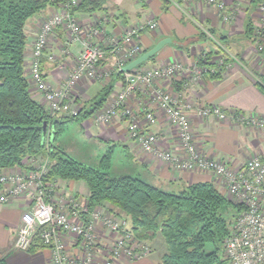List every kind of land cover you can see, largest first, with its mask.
<instances>
[{
  "label": "built area",
  "instance_id": "2783aa9c",
  "mask_svg": "<svg viewBox=\"0 0 264 264\" xmlns=\"http://www.w3.org/2000/svg\"><path fill=\"white\" fill-rule=\"evenodd\" d=\"M81 1H64L59 11L42 22L32 45L28 75L31 89L41 92L43 104L49 111L75 116L81 110L74 93L80 80H106L121 74L125 80L123 88L94 112L95 122L107 123L120 115L127 122L129 136L154 159L170 164L175 170L204 171L217 177L225 187L227 197L242 206L225 241L227 259L230 264H264V158L253 155L240 166L231 167L227 161L202 152L194 141L191 119L185 110V106L193 105L184 106L164 86L156 84L159 80H169L182 74L186 69L183 63L170 61L160 66L125 69L143 52L142 33L156 30L158 21L151 18L131 25L120 35H109L103 45L95 41L98 35L106 34L103 24L85 26L78 21L74 9ZM180 1H204L216 7L223 22L230 23L237 17L244 0H234L230 4L226 0ZM258 11L252 41L259 51L264 52V0H259ZM57 27L66 28L71 39L81 43V49L76 67L60 85L54 86L44 76L41 64L45 55L52 61L57 58L46 52ZM108 57H111V62H105ZM227 66L221 57L219 67L211 71H222ZM192 70L196 78L203 74V68L196 65ZM138 90L148 91L164 113L177 135L178 150L163 147L160 136L146 129L157 122L155 111L144 107L142 119L128 104V98ZM195 109L204 117L231 118L242 125L264 129V115L226 111L216 104L197 105ZM49 139L48 135L47 142ZM26 158L25 169L16 165L0 171V206L22 196L29 201L28 208L22 213L14 240L15 248L27 250L35 241H40L50 248L51 264H116L122 260L141 259L152 253L151 244L132 231L126 214L104 203L91 208L87 198L79 197L66 189L65 184H59V177L46 178L52 164L48 155Z\"/></svg>",
  "mask_w": 264,
  "mask_h": 264
},
{
  "label": "crops",
  "instance_id": "0c3cea01",
  "mask_svg": "<svg viewBox=\"0 0 264 264\" xmlns=\"http://www.w3.org/2000/svg\"><path fill=\"white\" fill-rule=\"evenodd\" d=\"M226 1L229 4L234 2ZM258 3L259 0H244L237 17L230 23L223 22L216 7L204 1L184 3L180 0H105L102 9L91 13L76 10L75 14L82 25L103 24L106 34L98 35L95 39L103 45L109 35H120L131 25L155 18L158 21V28L154 31H144L141 35L144 50L154 47L163 39L170 38L171 41L164 44L153 60L138 67L160 66L170 61L183 63L186 69L182 74L169 80H159L156 84L164 86L184 106L190 103L193 105L185 106V110L191 119L197 147L213 158L227 161L231 167H238L252 155L264 158V129L241 125L231 118L220 120L215 116L204 117L199 115L195 108L197 105L216 104L226 111L238 110L247 114L264 115V93L256 83L257 75L264 74V52L259 51L246 34L247 26L251 24L254 28L258 20ZM62 4L63 2L59 1L47 5L27 22L28 40L25 51L27 77L32 63V45L40 26L48 16L59 11ZM80 49L81 43L72 40L66 28H56L46 52L56 55L57 58L52 61L45 55L41 64L48 82L58 86L68 77L76 67ZM207 53H211L210 59H206ZM221 57L227 61L228 66L223 67L220 78H213L209 71L219 67ZM200 58L205 62L200 63ZM105 62H111V57ZM194 65L203 68L200 78L195 77L192 70ZM124 84L122 75H114L106 80L83 78L75 86L74 93L82 108L89 106L111 86L107 99L98 106L101 108L110 96L123 88ZM32 93L40 103H43L41 92L32 89ZM128 104L142 119L144 107L155 111L158 120L146 129L160 136L163 147L178 150L179 142L173 127L148 91L134 92L128 98ZM93 115L94 112L84 117L83 125L86 126L87 133L124 146V150L136 160L137 165L144 168L142 170L151 179L181 186L210 180L226 195L225 187L212 173L175 170L170 164L154 159L142 151L129 136L127 122L122 116L117 115L107 123L98 124ZM26 161L27 158L23 160L21 168L25 169ZM58 181L79 197L86 199L89 196V188L83 180L59 178ZM28 204L27 197L22 196L0 206V264H51L50 248L42 245L40 241H35L27 250L14 247L22 213L28 208ZM163 245L162 252L154 248L147 257L133 261L122 260L116 264H162L161 258L166 251V246L164 243Z\"/></svg>",
  "mask_w": 264,
  "mask_h": 264
},
{
  "label": "trees",
  "instance_id": "16d2710c",
  "mask_svg": "<svg viewBox=\"0 0 264 264\" xmlns=\"http://www.w3.org/2000/svg\"><path fill=\"white\" fill-rule=\"evenodd\" d=\"M59 1L66 0H0V171L21 165L28 156L46 153L52 159L46 178L85 181L91 208L108 202L112 209L128 216L138 238L146 241L163 238L166 251L162 264H230L225 255V241L242 206L228 198L215 183L193 182L179 190H167L141 175L112 176L109 170L115 144L104 148L95 165H88L53 145L51 139L47 142L53 129L55 137L69 120L95 112L111 90L108 87L102 96L82 107L79 114H60L59 118L58 113L49 111L33 96L25 64L27 22L47 5ZM104 4L105 0H82L74 10L91 13L102 9ZM253 32L249 24L246 34L251 39ZM210 55L207 53L206 59ZM199 62L205 61L200 58ZM209 72L213 78L222 76V71ZM257 78V86L264 93V74H258Z\"/></svg>",
  "mask_w": 264,
  "mask_h": 264
},
{
  "label": "rangeland",
  "instance_id": "374dc122",
  "mask_svg": "<svg viewBox=\"0 0 264 264\" xmlns=\"http://www.w3.org/2000/svg\"><path fill=\"white\" fill-rule=\"evenodd\" d=\"M60 116V114H57L56 118H59ZM84 120V117H77L69 120L68 122H66L65 127L61 131V133L56 134L55 137V133H53V131L55 130L53 129L51 135L52 137L50 138L51 143L55 146L61 147L67 154L88 165L96 164L97 158L104 152L103 150L105 146L108 147L110 144H115L116 146L112 159L113 164L109 170V173L112 176H119L122 174H130L135 176L141 175L144 180L156 184L157 186H160L167 190H179L180 188H182V186L178 184L160 183L154 179H151L150 176L142 170L144 168L139 164L137 165L136 160L132 158L127 151L124 150V146L116 144L114 142H107L106 140L100 139L97 136H90L86 131V126L83 125ZM38 155L47 156L46 153H41ZM50 162L52 163L51 158ZM104 204H107L110 208L112 207L108 202H105ZM115 211L119 212L118 209H115ZM233 212L234 211H231L229 215L230 217L233 216ZM129 223L131 225V222ZM147 242L151 244L153 249L156 248L161 250V252L163 251V249L161 248L162 246H164L163 238L159 237L154 241Z\"/></svg>",
  "mask_w": 264,
  "mask_h": 264
},
{
  "label": "water",
  "instance_id": "95a60500",
  "mask_svg": "<svg viewBox=\"0 0 264 264\" xmlns=\"http://www.w3.org/2000/svg\"><path fill=\"white\" fill-rule=\"evenodd\" d=\"M171 41L170 38L168 39H163L159 41L154 47L148 49L147 51L143 52L140 54L138 57L130 61L126 66V70H131L134 67L140 65L141 63L147 61L149 58H151L154 54H156L167 42ZM46 130H47V123L45 122L43 124V142L45 141V136H46Z\"/></svg>",
  "mask_w": 264,
  "mask_h": 264
}]
</instances>
